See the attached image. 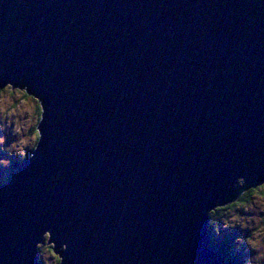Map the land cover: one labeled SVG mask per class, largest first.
<instances>
[{"label": "water", "instance_id": "95a60500", "mask_svg": "<svg viewBox=\"0 0 264 264\" xmlns=\"http://www.w3.org/2000/svg\"><path fill=\"white\" fill-rule=\"evenodd\" d=\"M6 86L40 113L0 264H224L209 214L264 184V0H0Z\"/></svg>", "mask_w": 264, "mask_h": 264}, {"label": "rangeland", "instance_id": "374dc122", "mask_svg": "<svg viewBox=\"0 0 264 264\" xmlns=\"http://www.w3.org/2000/svg\"><path fill=\"white\" fill-rule=\"evenodd\" d=\"M23 93L10 87L0 92V181H4L10 163L22 157L36 137L30 131L38 120L35 98ZM247 200L228 211L220 224L222 230L214 234L215 239L233 233L237 242H242L248 264H264V186L255 189ZM44 244L38 247L41 264H58L51 246Z\"/></svg>", "mask_w": 264, "mask_h": 264}, {"label": "trees", "instance_id": "16d2710c", "mask_svg": "<svg viewBox=\"0 0 264 264\" xmlns=\"http://www.w3.org/2000/svg\"><path fill=\"white\" fill-rule=\"evenodd\" d=\"M6 87H8V86H6ZM3 89H5V87ZM3 89H1L0 92L3 91ZM34 111H35L36 115L39 117L40 110H39V106L37 103H36V105H34ZM30 131H33L35 134L36 133L35 127L33 126L30 129ZM36 140H37V133H36V137H35V140L33 141L32 145L30 146L29 149L26 150V152H24L23 156L20 157L17 161L10 163V167H8V170H7L6 174L4 175V178H3L4 180L7 178L8 175H11L15 165L17 163H20L23 160V158L28 155V152H30L31 148L34 146ZM262 186H264V184L259 185V186L256 185L253 188H249L248 190L243 192L241 195H239L233 202L231 201L230 203H227L223 206H217L209 214L210 218L208 221V227H209L208 231L210 233V238H211L210 245H211V248L214 249L215 251H217L219 253V255L222 257L224 264H248V261L244 257V255H245L244 247L242 246V242H237L236 236L231 232L225 234L223 239H220V240L215 239L214 234L217 233V231L222 230L220 228V224H221V221L227 217L228 211L230 209H233L238 204H241L243 202L246 203L248 201L247 200L248 196H250V194L255 189L258 190ZM43 244L44 243H42V245ZM40 259H41V257H40ZM40 259H39V261H40ZM58 260H57V263H58ZM40 264H41V262H40Z\"/></svg>", "mask_w": 264, "mask_h": 264}, {"label": "flooded vegetation", "instance_id": "af4514ba", "mask_svg": "<svg viewBox=\"0 0 264 264\" xmlns=\"http://www.w3.org/2000/svg\"><path fill=\"white\" fill-rule=\"evenodd\" d=\"M34 99V98H33ZM35 100V99H34ZM35 103H37V101L35 100ZM38 104V103H37Z\"/></svg>", "mask_w": 264, "mask_h": 264}, {"label": "bare ground", "instance_id": "6f19581e", "mask_svg": "<svg viewBox=\"0 0 264 264\" xmlns=\"http://www.w3.org/2000/svg\"><path fill=\"white\" fill-rule=\"evenodd\" d=\"M38 103V102H37ZM39 105V104H38ZM219 254V253H218Z\"/></svg>", "mask_w": 264, "mask_h": 264}]
</instances>
